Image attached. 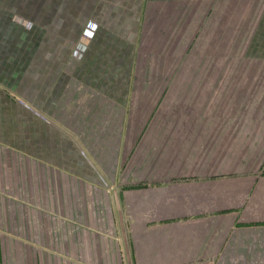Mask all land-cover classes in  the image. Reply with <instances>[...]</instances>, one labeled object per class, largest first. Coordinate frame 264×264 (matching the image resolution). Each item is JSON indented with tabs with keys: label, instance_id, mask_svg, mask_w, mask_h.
Masks as SVG:
<instances>
[{
	"label": "crops",
	"instance_id": "obj_1",
	"mask_svg": "<svg viewBox=\"0 0 264 264\" xmlns=\"http://www.w3.org/2000/svg\"><path fill=\"white\" fill-rule=\"evenodd\" d=\"M0 264H264V0H0Z\"/></svg>",
	"mask_w": 264,
	"mask_h": 264
}]
</instances>
